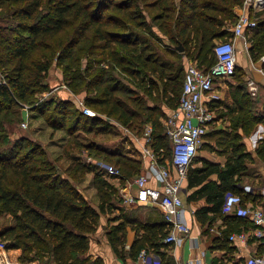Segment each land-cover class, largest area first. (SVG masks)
Instances as JSON below:
<instances>
[{
  "label": "trees",
  "instance_id": "16d2710c",
  "mask_svg": "<svg viewBox=\"0 0 264 264\" xmlns=\"http://www.w3.org/2000/svg\"><path fill=\"white\" fill-rule=\"evenodd\" d=\"M241 2L0 0V113L4 110L0 116V216L6 214L12 218L10 223L0 228V238L5 240L6 248L20 250L18 261L103 264L100 257L91 259L88 250L104 207L102 202L98 207L89 203L39 145L25 138L9 144L3 125L11 106L33 103L35 93L50 89L43 80L56 61L71 93H82L83 104L97 114H84L72 98H46L38 102L36 108L52 130L65 129L70 134L75 131L106 132L114 125L109 120L112 118L130 128L150 122L153 147L163 164L170 157L171 143L164 131H157L162 123L160 116L169 112L162 109V104H169L170 109L176 106L177 103L171 106V100L176 98V86L180 78L183 83L185 70L182 77V66L167 72L170 63L161 58L147 37L164 46L161 33L166 28L168 45L176 50L181 46L182 50L177 52L183 58L200 60L201 65L208 66L215 61V40L229 37L227 26L236 21L234 7ZM256 18L249 46L253 60L258 59L264 50V15L258 14ZM209 47L212 56L208 58ZM262 69L264 71V63ZM242 76V70L236 66L232 77L238 84L233 96L235 113L230 117V124L249 134L256 124L264 126V111L251 113L252 100L240 80ZM181 88L182 84L178 98ZM122 92L135 102V106L124 102ZM139 92L141 95L138 96ZM51 106L50 114H44ZM228 136L230 140L224 143L230 149L233 171L230 173L231 168L221 173L219 184H215L208 193L213 213L208 215L204 208L196 211L202 223H211L222 215V195L226 191L239 195L241 202L246 200L247 194H253L245 195L237 184L240 175L247 171L246 162L254 161L253 154L245 151L237 132ZM22 141L26 144H21ZM97 150L116 156V164L113 165L122 174L119 181H128L140 173L141 160L123 152ZM255 156L264 161V138L257 146ZM212 166L215 165L206 163L204 169H192L189 172L193 174V177L189 176L190 184L205 182L208 173H198L209 171ZM92 167L89 163L78 165L72 178L82 176ZM96 182L98 191L107 195V183L100 178ZM132 217L124 213L118 218L119 222L106 232L115 254L124 257L118 245L125 243L127 226L143 229L131 246L133 257L146 245L153 249L162 246L161 240L167 233L165 223L137 224ZM235 229L228 225L223 230L224 238L219 247H228V235Z\"/></svg>",
  "mask_w": 264,
  "mask_h": 264
},
{
  "label": "built area",
  "instance_id": "2783aa9c",
  "mask_svg": "<svg viewBox=\"0 0 264 264\" xmlns=\"http://www.w3.org/2000/svg\"><path fill=\"white\" fill-rule=\"evenodd\" d=\"M263 10L264 0H242V4L236 11V21L227 27L230 32L229 37L214 43L215 61L208 66H200L196 63H189L186 66L178 102L162 120L164 133L171 143L170 157L165 159L163 164L159 161V156L153 147L152 124L147 122L142 126L138 137L141 143L138 155L145 170L120 188V196L124 203L146 201L157 206L168 227L163 239L165 243L178 244L190 231L182 217L185 206L182 189L188 168L203 143L208 123L214 117L213 110L206 101L217 99L218 96L214 93L216 82L233 76L236 68L235 42L240 40L243 47L248 48L247 30H252L256 26V14ZM263 63L264 50L253 65L262 70ZM247 83L249 93L255 96L257 86L254 81L249 79ZM80 104L84 114L88 116L97 114L95 110L86 107L82 101ZM110 121L123 129L125 137L130 136L128 127L114 122L113 119ZM21 125L26 127L25 122ZM87 163L95 165L98 173L104 177L119 181L122 176L117 166L106 161L96 162L89 156ZM129 186L137 190L136 195L128 190ZM243 190L247 193L255 192V189L249 185L243 186ZM233 202H240V197L228 196L223 212H227ZM242 212L250 217L252 227L233 232L228 239L242 244L252 239L264 244V209L260 206L246 205ZM138 258L142 264H161L159 257L155 253H149L146 248L140 250ZM253 262L264 264V252L256 256ZM179 264H196V262L187 260Z\"/></svg>",
  "mask_w": 264,
  "mask_h": 264
},
{
  "label": "rangeland",
  "instance_id": "374dc122",
  "mask_svg": "<svg viewBox=\"0 0 264 264\" xmlns=\"http://www.w3.org/2000/svg\"><path fill=\"white\" fill-rule=\"evenodd\" d=\"M144 10L147 11L146 9ZM164 30L167 31L168 29L165 28ZM164 30H162L164 33H161L162 36H164L162 41V43L165 44L164 46H160V44L158 45L155 40L150 39V37L147 38L151 42V46L155 47V49L159 51L161 58L170 63V69H168L167 72H170V70H174L175 67L182 66L183 69L180 72V76L182 77L185 67L189 63H196L199 65L200 60L183 58L181 54H179L180 52H177L179 50H176V48H174L173 46L171 47V45L167 44L168 39ZM209 50L210 51L207 56L208 58L212 56L210 47ZM240 56L241 54H239V57ZM81 62L84 64V59H82ZM247 77L248 78L246 79V75H243L240 80L244 84L245 89L249 91L247 80H253L255 85L256 82L249 76ZM0 78H2V75H0ZM43 81L48 84V87L50 89L35 93L32 97L35 100V102L33 103L23 102L19 103L17 106L12 105L9 111V115L7 116V121L3 125L5 130L4 132L9 137V144H13L14 141L17 142L20 139L25 138V140H30L33 143L39 145L41 148H43L48 159H50L55 164V166H57L60 173L64 177L68 178L70 184L77 188L89 203H91L95 207H98L101 202L103 203L104 211L100 214L97 231L90 238V246L93 245V253L105 255V249H107V246L110 248L111 246L108 240L106 242V239L103 237L104 233L110 231L111 228L119 222L120 219L118 218H121L124 213L133 216L135 214L140 215L139 208L135 209L130 208L129 206L125 207L124 205H122L123 200L120 196V188L128 184V182H130L132 179L130 178L128 181L125 180L118 182L114 178L106 176L104 177L102 174L98 173L95 165H93L92 169H87V171L84 172L82 176H78L76 179L72 178V173L77 169L78 165H82L83 163L87 164V159L89 158V156L96 162L103 160L111 164H116L115 155L103 154L101 153V150L98 151L97 149H105L104 151H114L120 153L123 152L127 156L140 160L138 151L135 150V145L130 140H132V137L134 138L133 135L137 136V138L140 136L142 126L145 123L141 125L139 124L134 128L128 127L131 133L129 136L130 140L128 139V137L124 136L123 129H120V127L116 125H112L106 132L75 131L74 133L70 134L65 129L52 130L44 120V115H41L39 110H37L38 108L36 107L38 102H41L44 99L52 96L54 98H72L75 101L76 105L81 107L80 102L82 101V93H71L70 89L64 83L62 68L57 66L56 61L53 62ZM178 82L179 83L176 86V98L171 100V106L174 105V103L178 102V92L182 84V78H180ZM237 84L238 82L235 77L226 79V86L222 83V89L224 88L223 93L218 95L220 96L219 100L221 102V106H217V110L213 112L214 119L216 120L215 122H210L208 126V134L205 135L206 142L200 148L203 153H213L214 151L215 154L217 152H220L217 150L218 147H221L225 152L229 151L228 144L224 143V141L227 140L228 142V140H230L228 135H231L234 132H238L240 130V128L233 127L229 122L230 117L233 116V113H235L233 110L235 108L233 103V96L235 95ZM137 95L139 96L141 95V93L139 92V94L137 93ZM168 95L170 94L168 93ZM121 97L128 106H135V102L128 99L127 95L124 92L121 93ZM251 100V113L259 114V112H262V110L257 107L259 99H252L251 96ZM168 105L169 104L166 103L162 104V109H165L168 112L170 109ZM51 110L52 106L49 110H46L44 114L49 115ZM2 114H4V110L1 111L0 116ZM166 115L167 114H164L162 117L160 116V119L163 120ZM113 121L119 123L115 119H113ZM23 122L26 123V127H22L21 124ZM217 126L221 127L224 130H216L215 128H217ZM256 127L257 124L254 126V128ZM254 128L250 131V133L254 131ZM159 129L164 131V126L162 125V123L161 127L157 128V131H159ZM249 134L246 135L248 136ZM243 139L244 137L241 136V140ZM23 142L24 141H22L21 144H23ZM134 142L136 143V145L138 144L136 137L134 138ZM25 144L26 141L23 145ZM80 144L87 145L80 146ZM94 146L98 148L95 149ZM195 161H197V157L194 158L192 164ZM144 169L145 166L141 162L140 173H142ZM99 178L107 183V186L105 187V190H107V195L105 196L98 191L99 184L96 181ZM246 181L252 180L247 178ZM185 201L186 204L189 203L187 200ZM11 221V216L6 214L1 215L0 228L7 225ZM4 243L5 240L3 238H0V264H42L37 260L30 262L18 261L17 257L20 254V250L6 248ZM118 250L124 256L127 255L122 244L118 245Z\"/></svg>",
  "mask_w": 264,
  "mask_h": 264
},
{
  "label": "crops",
  "instance_id": "0c3cea01",
  "mask_svg": "<svg viewBox=\"0 0 264 264\" xmlns=\"http://www.w3.org/2000/svg\"><path fill=\"white\" fill-rule=\"evenodd\" d=\"M242 4V2H241ZM236 5L234 7V13L236 14L237 8L241 5ZM262 12V13H261ZM256 14L260 16L264 15V10ZM257 19V18H256ZM232 24V23H231ZM228 25L227 27H229ZM228 29V28H227ZM252 30H247V39H248V48H244L240 40H236V66L240 68L243 72V75H246V79L249 76L254 79L257 85V92L255 96H252V99H259L257 103V107H259L262 111H264V71L259 70L253 65L254 60L251 57L249 46L251 42V34ZM230 35V32H229ZM221 39H217L218 41ZM239 54L241 56L239 57ZM248 74V75H247ZM232 78V77H231ZM230 79V78H228ZM222 83L226 86V80L216 82L214 85V93L218 96L223 93ZM225 92V90H224ZM248 92V90H247ZM250 96V97H251ZM219 97L214 99L213 101L207 100L206 103L213 110H217V106H221V102L219 103ZM257 97V98H255ZM219 103V105H217ZM172 109V108H171ZM216 119H213L210 122H215ZM208 123V126L210 124ZM230 122V120H229ZM207 126V129H208ZM216 130H224L221 127L217 126ZM208 130H206L207 133ZM239 135L243 136L244 139L241 140L244 149L248 153H252L254 157V161H247V171L240 175V181L237 183L239 188L243 190V186L249 185L255 189V192L251 194H247L246 200L244 202H233L231 208L227 212H223L224 203L226 198L230 195H237L232 192L226 191L222 195V203H221V216L216 217L211 223L205 222L202 223L198 217L196 216V211L204 208L208 215H211L213 203L211 199H209V191L215 186V184H219L221 180L220 174L232 168V161L229 159L230 149L225 152L221 147H218L217 150L220 152L207 153L202 152L200 149L201 146L206 142L205 136L203 138V143L201 144L197 155V161L189 166L188 174L183 182L182 196L184 200V208L182 210V217L187 226L189 227V233L182 239V241L178 244L174 243H166L165 245L163 241L161 243L162 246H159L158 249H153L152 247L146 245L142 248H146L149 253H155L159 259L161 264H179L180 262L192 260L196 262V264H254L253 260L256 256H259L264 252V244L260 241L250 239L246 244L231 242L227 239L228 247L221 248L219 247L220 241L224 238L223 230L231 225L235 230H232L229 235L233 232H237L240 229H248L252 227V222L248 215H244L242 212L243 207L247 206H260L264 209V161L257 158L255 156V150L257 146L260 144L262 139L264 138V126L262 123H258L257 127L254 128V131L250 133L248 136L243 133V130L237 132ZM136 137L138 144L134 142V138L130 140L135 145V150L140 149V141L137 136ZM193 162V161H192ZM206 163H212L215 166L209 167V171L206 170L202 173H208V177L205 182H201L197 185H191L189 181V176L193 177V174H189V172L196 168H205ZM144 165V164H143ZM145 170V169H144ZM143 170V172H144ZM233 171H230V173ZM193 173V172H192ZM229 173V174H230ZM222 175V174H221ZM248 179L252 181H246ZM120 182V181H118ZM256 186V187H255ZM133 194H137V190L129 186V189ZM246 195V191L243 190ZM239 196V195H238ZM209 199V200H208ZM187 200L189 203H185ZM125 207L129 206L130 208H139L140 215L135 214L132 218L133 221L138 222L140 224L150 225V224H162L165 223L162 213L152 203L141 201L136 203H124ZM224 219V220H223ZM136 227V226H135ZM239 229V230H238ZM134 229L132 226H127L126 228V236L125 243L123 245L126 256L122 257L120 255L115 254L112 247H108L105 255H101L99 253H93V245L89 247L88 254L91 259H96L100 257L103 261V264H142L140 259L138 258V254L133 257L130 253L131 246L136 237H140L143 233L142 228ZM168 230L166 224V231ZM228 235V237H229ZM100 236V235H99ZM103 237L106 239V233H104ZM110 244V243H109ZM111 246V245H110ZM108 250V251H107Z\"/></svg>",
  "mask_w": 264,
  "mask_h": 264
},
{
  "label": "water",
  "instance_id": "95a60500",
  "mask_svg": "<svg viewBox=\"0 0 264 264\" xmlns=\"http://www.w3.org/2000/svg\"><path fill=\"white\" fill-rule=\"evenodd\" d=\"M178 49L181 51L182 50L181 46H178Z\"/></svg>",
  "mask_w": 264,
  "mask_h": 264
}]
</instances>
